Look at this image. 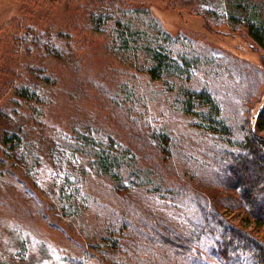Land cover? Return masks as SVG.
<instances>
[{"label": "rangeland", "instance_id": "1", "mask_svg": "<svg viewBox=\"0 0 264 264\" xmlns=\"http://www.w3.org/2000/svg\"><path fill=\"white\" fill-rule=\"evenodd\" d=\"M245 8L264 17V0H0V264H221L208 228L216 225L203 219L197 200L208 196L227 220L253 223L221 185V144L195 127L177 99L184 84L205 87L221 102L234 139L246 114L264 136L256 126L264 50L246 33ZM127 20L135 38L126 44L119 36ZM187 42L212 50L217 78L150 76V46ZM130 91L134 109L124 115L117 106H130ZM151 129L178 150L160 154L152 143L163 167L153 172L156 185H117L82 152L83 136L95 144L113 139V150L133 149L154 171L140 148ZM12 135L19 144L7 140ZM122 215L137 232L157 229L164 217L188 234L189 250L133 252ZM119 230L117 243H106Z\"/></svg>", "mask_w": 264, "mask_h": 264}, {"label": "trees", "instance_id": "2", "mask_svg": "<svg viewBox=\"0 0 264 264\" xmlns=\"http://www.w3.org/2000/svg\"><path fill=\"white\" fill-rule=\"evenodd\" d=\"M245 15L242 17L247 35L254 43L264 50V17L255 9L247 8ZM134 10V9H133ZM136 12L144 10L135 9ZM233 20H240V17L231 15ZM151 23L155 26L157 21L151 17ZM143 20V19H142ZM105 22V21H104ZM142 22V21H141ZM98 25V20H93L92 25ZM139 25V24H138ZM137 25V26H138ZM132 22L127 20L125 27H122L123 33H120L121 42L130 41L135 38L133 33ZM164 39L168 40L167 34L162 32ZM161 34V35H162ZM130 36V37H129ZM139 36V35H138ZM159 44V43H158ZM172 45V44H171ZM148 51L151 56V64L148 67L150 76L154 79L160 78L163 73L178 75L183 77L195 73L200 75L202 81H208L210 77L214 78L220 74L221 66L213 56L212 50L205 51L201 45L184 43L182 47L171 49L162 48L160 45L150 46ZM148 49V47H147ZM216 93H218L216 91ZM135 92L127 93V102L117 108H123L126 113L131 114L134 109ZM217 96L205 87L196 90L192 85L184 84L179 91L178 103L180 109L191 116L195 127L200 128L203 133L211 134L221 144V157L225 162L221 173H217L221 185L235 192L237 197L243 202L246 213L252 221V228H247L241 224L233 223L225 218L207 196L197 200L199 210L203 219L207 222L210 220L216 225V228L208 225L210 234L215 236V246L212 249L213 255L221 264H264V136L251 126L250 117L244 115L241 124L238 127L240 137L234 139V126L228 124L226 117L222 115L221 102L215 99ZM122 110V109H121ZM264 126V99L256 116V126ZM149 135H146L140 144V148L147 152L151 166L155 163L154 171L140 165L133 149L129 147H119L114 145L115 150L111 148L115 144L112 139L109 143L92 142L90 137L83 136L82 152L89 158L90 165L100 174L111 175L117 185L124 182L137 189L138 187L156 185L153 172L161 173L163 167L156 161V154L151 151L152 145L158 148L160 154H168L175 150L174 143H167L164 135L158 130L151 129ZM17 135L8 137L9 141H16ZM94 141V140H93ZM153 143V144H152ZM91 146L86 147V146ZM88 148V150H87ZM178 150L176 149V152ZM162 152V153H161ZM221 161V160H220ZM115 186V185H114ZM116 187V186H115ZM78 195L77 197H81ZM125 223L122 231L129 229L130 249L139 254L141 251L154 253L161 247H169L176 253L183 254L190 248L189 236L186 232H179L174 226L165 219L157 215V229L137 232V222L130 218L124 217ZM154 218V222H156ZM116 220H120L117 216ZM131 220V222H130ZM208 224V223H207ZM125 229V230H124ZM263 233L261 234V232ZM116 232V230H110ZM119 232L109 235L106 243H117ZM131 233H135L132 235ZM123 235L125 233H122ZM121 237V236H120ZM123 237V236H122ZM111 246V245H110Z\"/></svg>", "mask_w": 264, "mask_h": 264}]
</instances>
